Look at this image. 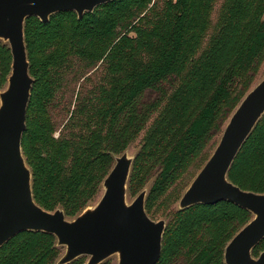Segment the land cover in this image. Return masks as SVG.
Returning a JSON list of instances; mask_svg holds the SVG:
<instances>
[{
  "label": "trees",
  "instance_id": "16d2710c",
  "mask_svg": "<svg viewBox=\"0 0 264 264\" xmlns=\"http://www.w3.org/2000/svg\"><path fill=\"white\" fill-rule=\"evenodd\" d=\"M152 2L113 0L81 19L74 11L53 14L46 23L26 19L35 81L22 148L34 198L43 208H62L73 218L89 206L115 158L158 112L128 181V193L137 196L153 178L146 197L150 215L251 89L264 58V0H224L204 48L216 0H163L161 7ZM72 55L88 67L102 61L103 78L55 139L49 105ZM11 64L9 44L0 40V88ZM149 91L156 97L146 99ZM229 179L264 192V115ZM251 219L248 210L228 201L178 208L166 223L157 264H226L227 244ZM62 248L53 234L21 232L0 249V264H56ZM262 251L264 239L253 254ZM84 263L80 257L70 264Z\"/></svg>",
  "mask_w": 264,
  "mask_h": 264
},
{
  "label": "water",
  "instance_id": "95a60500",
  "mask_svg": "<svg viewBox=\"0 0 264 264\" xmlns=\"http://www.w3.org/2000/svg\"><path fill=\"white\" fill-rule=\"evenodd\" d=\"M113 0H0V40L9 44L11 72L0 91V249L25 231L53 234L65 248L56 264L87 257L102 264L117 255L118 264H157L163 250L164 219L154 220L146 209L148 189L129 203L128 181L135 156L127 151L102 183L103 193L93 206L67 217L39 205L33 195L32 170L22 148L34 78L30 73L25 21L35 16L46 23L53 14L85 13ZM264 115V78L252 87L231 113L215 150L179 200V209L196 204L231 202L252 214L225 248L226 264H264V251L253 254L264 239V192L242 189L229 171L245 142Z\"/></svg>",
  "mask_w": 264,
  "mask_h": 264
},
{
  "label": "rangeland",
  "instance_id": "374dc122",
  "mask_svg": "<svg viewBox=\"0 0 264 264\" xmlns=\"http://www.w3.org/2000/svg\"><path fill=\"white\" fill-rule=\"evenodd\" d=\"M154 2H156L159 7L163 5V0H153L152 4ZM223 2L224 0H216L214 4V8L211 13V23L205 36V40L203 41L202 48L207 45L208 39L212 34H214L217 29V23L219 20ZM71 58L72 62L69 64V68L63 73L60 86L55 94V97L49 105L50 116L54 126L55 139L62 136L63 133L67 130V127L71 123L72 115L75 113L80 99L84 97L87 92L96 84H98L103 78L104 70L102 61H100L97 66L88 67L86 66V63L80 60L76 55H72ZM263 78L264 58L261 62L260 68L252 83L251 88L254 87ZM4 88H0V91ZM155 97L156 93L154 94V92L149 91L146 94V99H152ZM157 114L158 112L154 114L145 128L141 131L140 135L134 141H132L126 149L130 156H135L138 153L142 143V139ZM228 119L223 122L221 130L210 140L202 153L189 164L178 181L167 191L164 197L159 200V202L150 212L151 218H153L154 220L164 219L166 223H168L174 217L175 212L179 208L178 206L181 196L215 150ZM152 182L153 178L149 179V181L146 183L147 189H149ZM102 193L103 188H101L98 196L90 202V206L95 205L99 201ZM135 197V194L128 193V202L131 203L135 199ZM64 251L65 248H62L61 255L64 253ZM87 260V257H83V261L85 262L84 264H86ZM103 264H118V256L114 255L109 257Z\"/></svg>",
  "mask_w": 264,
  "mask_h": 264
}]
</instances>
